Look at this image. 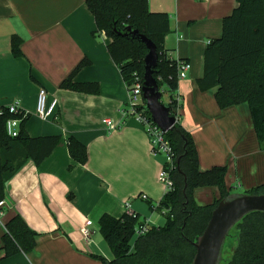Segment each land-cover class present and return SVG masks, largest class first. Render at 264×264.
Listing matches in <instances>:
<instances>
[{"label":"crops","instance_id":"obj_1","mask_svg":"<svg viewBox=\"0 0 264 264\" xmlns=\"http://www.w3.org/2000/svg\"><path fill=\"white\" fill-rule=\"evenodd\" d=\"M147 6L169 17L170 32L163 41L169 57L190 64L178 81V114L193 139L199 170L226 167L229 194L261 185L264 152L248 105L221 110L214 98L217 89L201 91L197 85L204 51L221 36L222 20L237 7L236 0H147ZM13 36L21 40L20 56L12 54ZM109 43L96 32L85 0H0V108L16 104L28 116L30 138H61L39 166L26 160L5 185L0 264H101L97 257H113L99 232L103 215L136 213L150 227L162 217L156 208L165 194L159 173L166 158L152 153L145 128L128 112V88L108 53ZM70 75L73 83L96 84L98 94L62 89ZM40 88L48 103L57 102L45 120L36 114ZM106 119L114 129L103 125ZM70 137L85 146V164L70 158ZM219 197L216 187L193 191L200 206ZM15 215L36 234V245L28 254L4 258V225ZM85 225L89 243L81 234Z\"/></svg>","mask_w":264,"mask_h":264},{"label":"trees","instance_id":"obj_2","mask_svg":"<svg viewBox=\"0 0 264 264\" xmlns=\"http://www.w3.org/2000/svg\"><path fill=\"white\" fill-rule=\"evenodd\" d=\"M236 2L237 7L222 20L221 36L211 40L204 51L203 76L197 85L201 91L217 89L214 98L221 110L248 105L258 144L264 152V0ZM85 4L94 17L96 32L110 39L108 53L127 88L133 85L135 77L143 81L144 57L148 51L143 43L119 34L129 27L155 45L158 61L153 78L162 95L167 96L162 103L176 120L171 130L163 134L172 152L171 162L163 167L173 183L172 190L164 194L156 208L165 220L164 225L151 226L131 246L135 228L141 222L139 215L131 212L119 218L103 215L99 232L113 257L97 259L101 264H191L194 243L203 233L212 211L231 194L224 183L226 167L199 170L193 139L179 122L177 66L163 45L164 37L170 32L169 17L164 12H150L147 0H85ZM20 43L18 37L11 38L14 56L21 55ZM60 87L82 94L99 92L96 84L73 83L71 75ZM142 103L137 110L149 118ZM10 119L21 120L16 137L7 134L6 124ZM27 121V115L23 118L21 114L10 113L7 107L0 108V200L4 198L7 181L26 160L39 166L61 140L59 136L30 138L25 131ZM66 143L70 158L85 164L88 160L85 146L73 137ZM209 187H216L220 197L212 204L197 205L193 191ZM245 193L264 194V183ZM4 229L1 244L4 258L28 254L34 249L36 234L20 216H13ZM232 230L235 234L229 233L228 237L234 238L235 248L225 264H264V214L251 213Z\"/></svg>","mask_w":264,"mask_h":264},{"label":"water","instance_id":"obj_3","mask_svg":"<svg viewBox=\"0 0 264 264\" xmlns=\"http://www.w3.org/2000/svg\"><path fill=\"white\" fill-rule=\"evenodd\" d=\"M119 35L143 43L148 51L144 57L141 99L151 122L164 134L171 130L176 120L162 103V93L153 78L158 61L156 47L144 35L129 27ZM255 212L264 214V194H231L222 199L212 211L203 233L194 243L195 255L191 264H219L222 248L232 228L245 216Z\"/></svg>","mask_w":264,"mask_h":264},{"label":"built area","instance_id":"obj_4","mask_svg":"<svg viewBox=\"0 0 264 264\" xmlns=\"http://www.w3.org/2000/svg\"><path fill=\"white\" fill-rule=\"evenodd\" d=\"M173 60L172 58H170ZM177 66V79L182 80L186 77L188 71L190 70V64L187 61L183 60H174ZM129 100H128V112L131 116H134L136 120H138L142 126L145 128L146 133L148 134L151 142V149L153 154L162 153L167 157V163L171 162L172 152L168 144L163 140V133L159 130V128L151 122L150 118L144 115L142 112L137 110L138 106L142 103L141 95H142V81L138 77H135L134 83L131 87L128 88ZM57 102L56 100H52L48 103L47 93L44 89L40 88L37 96V106H36V114L37 116L45 120L51 116H53L56 111ZM9 112L12 114H21L22 117H26V114L20 111L16 104H12L7 107ZM20 119H10L6 124L7 134L10 137H16L18 134V125L20 123ZM103 125H105L108 129H114V124L110 120H103ZM159 181L164 186L165 194L172 190L173 183L170 179L168 171L164 168L159 173ZM4 205V201L0 200V208ZM2 213L0 210V219ZM150 229L148 221L140 222L138 226L135 228V236L145 235ZM81 234L83 240L86 243H89V239L91 233L87 226L81 229Z\"/></svg>","mask_w":264,"mask_h":264},{"label":"rangeland","instance_id":"obj_5","mask_svg":"<svg viewBox=\"0 0 264 264\" xmlns=\"http://www.w3.org/2000/svg\"><path fill=\"white\" fill-rule=\"evenodd\" d=\"M166 99H167V96H166V94L163 93V95H162V102H165ZM162 155L166 158L165 161H167V157L164 154H162ZM142 217L143 216H141V221H143V218ZM157 223L158 224L155 227H160V225H163L164 224V218H163V216L158 220ZM230 233H231L230 235L233 236L235 234V231L231 230ZM231 236L227 237L226 240H225L224 246L222 248L221 260H220V263L219 264H225L229 260V258L231 257L232 251L235 248V241H234V238L231 237ZM136 238H137L136 236L133 237V239L131 241V246H133Z\"/></svg>","mask_w":264,"mask_h":264}]
</instances>
